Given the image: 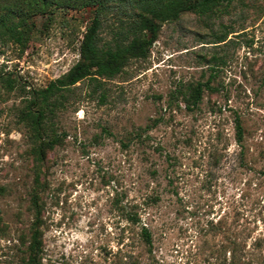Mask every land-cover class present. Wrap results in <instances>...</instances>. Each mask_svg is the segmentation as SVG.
<instances>
[{
	"label": "rangeland",
	"instance_id": "374dc122",
	"mask_svg": "<svg viewBox=\"0 0 264 264\" xmlns=\"http://www.w3.org/2000/svg\"><path fill=\"white\" fill-rule=\"evenodd\" d=\"M91 15L37 14L23 51L0 42V75L14 81L0 80V264H25L34 203L40 264H264V0L184 13L146 59L102 85L76 84L40 165L20 111L78 61ZM197 83L210 89L188 110L181 93Z\"/></svg>",
	"mask_w": 264,
	"mask_h": 264
},
{
	"label": "trees",
	"instance_id": "16d2710c",
	"mask_svg": "<svg viewBox=\"0 0 264 264\" xmlns=\"http://www.w3.org/2000/svg\"><path fill=\"white\" fill-rule=\"evenodd\" d=\"M235 0H0V42H12L24 50L34 28V16L47 15L54 10H89L91 19L85 27L79 45L78 61L63 75L48 83L43 89L33 90L20 111V121L30 132L31 153L42 165L48 151L59 144L52 120L57 110L64 106L76 84L94 82L97 86L119 75L131 60L148 57L152 44L157 41L165 23L177 22L184 13L216 17L225 12ZM114 19L110 28L111 39L104 41L102 30L108 20ZM224 42L218 37L216 44ZM0 75V80L13 88L14 81ZM208 84L197 83L181 93L188 110L202 101ZM101 102L105 94L101 92ZM235 138L243 140V127L238 116L234 117ZM155 200V199H154ZM35 221L26 248L25 264H40L43 250L40 231V212L34 203ZM127 218L136 223L127 214ZM139 237L146 247L152 245V235L142 226Z\"/></svg>",
	"mask_w": 264,
	"mask_h": 264
}]
</instances>
